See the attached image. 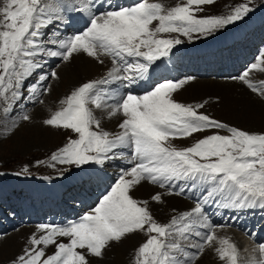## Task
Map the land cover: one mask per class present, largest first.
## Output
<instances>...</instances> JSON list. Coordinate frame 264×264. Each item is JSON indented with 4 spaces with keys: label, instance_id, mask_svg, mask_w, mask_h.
Returning a JSON list of instances; mask_svg holds the SVG:
<instances>
[{
    "label": "snow or ice",
    "instance_id": "obj_1",
    "mask_svg": "<svg viewBox=\"0 0 264 264\" xmlns=\"http://www.w3.org/2000/svg\"><path fill=\"white\" fill-rule=\"evenodd\" d=\"M213 3L215 0H183L167 7L158 0H133L128 5L118 0H0V112L4 119L21 100L25 81L50 59L68 63L84 54L103 65L106 57L111 67L104 75L74 88L59 101L61 107L43 120L45 126L71 131L77 137L69 138L51 160L76 168L102 167L116 158L131 165L121 169L96 206L77 220L37 225L40 234L29 238L12 264H91L89 257L102 258L112 242L119 243L136 232L148 238L135 250L132 264H196L207 248L225 264H239L236 245L216 234L217 228L226 225L214 227L205 209L237 214L264 211V134L249 133L200 113L208 101L195 105L177 102L174 93L191 78L151 81L157 62L182 43L178 37L190 41L193 34L207 38L253 11L252 0H247L226 16L197 17L203 11L201 6ZM70 12L80 14L83 30L67 36L46 31L54 22H60L57 29L66 24ZM261 65L264 50L235 79L258 91L249 75L251 70L264 71ZM49 75L59 79L55 70L39 76L29 86L26 99L49 93L50 85L39 87ZM141 81L148 84L142 94L132 90ZM116 117H122L117 131L102 127L105 119ZM20 118L27 121L30 116ZM212 130L216 131L186 148L172 143ZM221 130L226 134H220ZM144 181L168 190L169 195L192 193L197 197L195 207L173 215L166 224L157 222L148 201L130 195ZM151 199L162 202L160 193ZM53 245L54 253L47 254L46 249ZM257 249L259 256L245 264H264V243Z\"/></svg>",
    "mask_w": 264,
    "mask_h": 264
},
{
    "label": "rangeland",
    "instance_id": "obj_2",
    "mask_svg": "<svg viewBox=\"0 0 264 264\" xmlns=\"http://www.w3.org/2000/svg\"><path fill=\"white\" fill-rule=\"evenodd\" d=\"M158 2L163 3L167 7H173L177 3H183V0H158ZM118 3L128 5L133 3V0H118ZM244 3H247V0H215V3L211 5L201 6L203 8V11H198L196 15L197 17L219 15L226 16L230 14L232 9L237 5ZM249 6L253 8V11L247 14V16L242 21L234 24L235 28L240 25H245L247 27L246 34L240 41H233L232 43L227 44L222 48L218 46L214 47V41L216 39L231 31L230 29L227 30L226 28L217 31L214 35H209L207 38H197V36L193 34L191 41L186 37L180 36L178 37L182 40V43L180 45L183 46L174 48L173 53L170 54L168 58H162L161 61H158L157 63L159 67H157L155 70L163 72L165 67L170 64L172 66L173 72L179 75L181 80L191 78L186 84L192 83L194 82V80H206V83L216 81L230 83L236 81L240 86H242V89L244 91L243 95L245 96H241L243 99L248 100L251 96V98L254 97L257 100L262 101L264 104V95L261 94L264 93V80H261L262 77H264V71H250L251 75L249 76V80L250 82L252 80V83H254V86L258 89V91L256 92L249 89L243 82L235 79L236 77L240 76L246 69H248L251 64L255 63L261 50H264V0H252V3ZM78 25H80L79 22L77 25L75 24V26ZM70 28V30L74 31L72 26H70ZM46 31L48 33L53 32L52 27L50 26ZM171 35L175 36L176 34ZM212 46L215 49L212 48ZM94 61L101 66V64L96 60ZM59 62L61 61L56 60V62L54 61L53 63L50 62L49 64H46L43 68L34 73L27 81H25V85L21 90L23 96L21 100L17 102L16 105H14L13 111L11 112L7 120L4 119L3 113L0 112V264H12V261H14L20 254H22L23 249L28 246L27 242L29 238L33 234L38 233L36 226L34 228V225H23L30 222V217H38V215L36 214H39V212H41L39 214L40 218L44 217V219H46L48 215L55 211L53 207H57L60 211L67 210V214L69 215L71 214L72 209H77L76 214L80 217L83 214L87 213L91 208L96 206V203H93L91 204L93 206L90 205L88 208H81L85 207L80 205L82 196L89 192L96 194V196H98L99 198L104 195L102 191L98 189L100 187V181L98 179V176L94 173L86 175L85 178L80 181H77V179L73 181L71 180L75 177V174L78 171H82L88 165L83 166V168H76L72 165L54 163L51 160L52 154L57 152L58 149L65 146L69 138H77L76 135L71 131L63 129H53L43 124V120L49 118L51 112H54L58 110L59 107H61L59 105V101L62 98L69 95L74 88L89 80L86 78V81L82 80V82H77L75 85H71L70 87V85H65L64 81L62 83L60 79H51L49 75V78L43 81L42 85L39 86L48 87L50 83L53 82L57 90L56 95L54 96V98H56L57 100L55 99L54 102L52 101L55 106L52 105L51 109H46L47 111H45V108L42 107V103H40V100H42L44 103L46 96H48L50 92L48 93V95L38 96L35 100L26 99L29 96V86L32 84H36L39 76L50 73L53 69L58 68L57 65L63 64V62L60 64ZM261 67H264V65H261ZM82 71L83 70L80 67V71L75 72L77 77L82 75ZM106 71L107 68H104V70L102 71L103 74L101 76H103ZM93 79H96V77H94ZM255 79L259 80L255 81ZM164 80L166 79H158L156 82H163ZM153 81H155V79H153ZM138 86L140 87V84L133 85L132 90L136 93L142 94L144 90L140 92ZM112 87H116V85H112ZM58 88H60L61 91ZM174 95L180 97L178 99L174 98L177 102L185 105H195L206 101H185L183 97H181V94L178 95L176 92L174 93ZM208 107L214 109H204V106V108H201L198 111L200 113L207 114L211 118L224 122L230 126L248 131L249 133L264 134V106L257 109H241L239 110L240 112L238 111L236 113V115L239 113V117H235L234 114L231 117H228L229 119L226 117L227 114L224 111H219L216 107L211 106V104L208 105ZM37 109H41V111L46 114L44 116H40V120H38ZM244 110L246 111V113L244 112ZM23 114L29 115L30 119L27 121L21 119L20 117ZM241 120L245 121L246 124ZM250 121L252 123H249ZM13 124H15L16 126L13 127ZM38 125L40 127H38ZM214 131L216 130L196 133L192 137L181 138L180 141L179 139H175L172 143H175V146L177 144L176 147L178 148H186L192 146V144L195 143L196 140L212 134V132ZM49 134L50 136H52L50 137ZM220 134L226 133L221 130ZM42 137L44 138V140H42ZM69 167H71V169H74L75 171L70 169L72 171L70 172ZM94 167L95 164H93L90 171L94 170ZM102 167L105 171H112V173L117 174L122 169V160L121 158L112 159L111 161L109 160ZM25 168H27V172L23 171V169ZM28 175H30L31 177H35L36 175L38 176L35 178H30L28 177ZM67 181H69V183L66 185V187H63L61 189L59 197H49V192H47L48 185H59L60 183L62 185L63 182ZM144 182L146 183V181ZM150 186L158 187L152 184H150ZM162 190L164 193L168 194V190ZM58 191H60V189H58ZM55 192H57V190ZM172 196H182V198L185 200L186 198L192 200H196L197 198L190 192H185L183 195L172 194ZM151 198L148 200V204L150 203L149 205L154 211V219L161 224L168 223L170 220H165V217L167 216V209L162 206L160 207L161 202H155ZM165 203L166 202L162 203V205H165ZM212 208L213 207H207V209H205V212ZM226 211L227 210L222 212L215 211V213L220 216L221 213H224ZM257 213L258 210L252 209L246 212L239 213L237 215L239 216V218H241V221L250 220L256 222L259 225L258 230L260 231V233H252V231L256 228L250 227V231L244 230V234L238 230V227H234L233 224L227 223L221 218H218V222L221 225L226 226L217 228V231L222 234L225 233L230 238V240H232V243H235V245L238 243L239 248H241V251L239 250V264H245V257L253 258V253H251L250 251V249L252 248L251 245L255 246V248L252 249V251H254V249H257V245L259 243H264V211H262L261 213V219H257ZM177 214H179V212L174 215ZM172 216L173 215H171L170 217ZM16 217H20V222L22 224L17 226V228H15V225L17 223ZM71 219L77 220L78 217ZM211 220H213L216 224V219L211 218ZM227 221L233 222L235 220L229 218ZM49 222L50 217L48 220L43 221L42 224H49ZM33 223L35 222L33 221L30 224ZM26 226L32 229V233L28 238H24L23 235H20L17 238L12 237L13 234L19 235L21 233V229ZM244 227L245 226H242L241 230L245 229ZM136 233L139 236L136 245L134 248H132L133 250L130 249L129 257H124L122 253L120 254V246L124 241L128 239L127 237L136 235ZM136 233L128 234L119 243L112 242L110 246L105 249L102 258L89 257L91 264H102V262L103 264H123V261L125 264H132L135 250L148 238L146 235L140 232ZM134 237L135 236H133L132 238ZM59 239L61 241L64 240V238ZM24 240L26 242H24ZM20 243H22V245ZM248 253L251 254L248 255ZM127 259L128 261H126ZM219 263L225 264V262L221 263L220 261Z\"/></svg>",
    "mask_w": 264,
    "mask_h": 264
},
{
    "label": "bare ground",
    "instance_id": "obj_3",
    "mask_svg": "<svg viewBox=\"0 0 264 264\" xmlns=\"http://www.w3.org/2000/svg\"><path fill=\"white\" fill-rule=\"evenodd\" d=\"M72 15L69 14V18H71ZM78 21H74V25L78 24ZM60 22H54V24H59ZM51 25L52 27V31H59L61 33V35L63 36H67V35H71L73 34L75 31L70 30V26L73 27V23L71 21L67 22L66 24H62L61 27H59L58 29L54 28L55 25ZM81 25V24H80ZM54 26V27H53ZM79 26V25H78ZM50 27V26H49ZM54 28V30H53ZM49 29V28H48ZM212 44V43H211ZM210 44V45H211ZM203 46V45H202ZM202 48V47H201ZM207 48V47H206ZM212 48H214L212 46ZM217 48V47H216ZM198 49V48H197ZM203 49V48H202ZM215 49V48H214ZM213 49V50H214ZM207 50V49H206ZM210 51V50H209ZM217 51V50H215ZM212 52V51H211ZM200 53V52H199ZM205 53V52H204ZM217 54V53H216ZM221 54V53H220ZM215 57V56H214ZM221 57V55H220ZM105 60V64H101V66L99 64H97L94 59H91L89 57H87L84 54H79V55H75L70 62L68 63H63L60 64L62 62H59V67L57 69H53L57 72L59 79L62 81H64L65 85H75L77 82H82V80H85L86 78L88 80L93 79L94 77H99L103 74V70L104 68H108L111 67V64L108 60H106L107 58H103ZM51 60V59H50ZM50 60L48 62H50ZM52 60H55V58H53ZM216 60V59H215ZM61 61V60H59ZM185 61V60H184ZM191 61V60H190ZM197 61V60H196ZM56 62V61H55ZM192 62V61H191ZM194 62V61H193ZM53 63V62H52ZM80 67L83 70L82 71V75H80L79 77H77V75L75 74L76 71H80ZM38 71V70H37ZM254 71V70H253ZM73 72V73H71ZM252 72V71H251ZM250 72V75H251ZM74 74V75H73ZM253 74V73H252ZM249 75V76H250ZM35 77V76H34ZM37 77V76H36ZM255 77V76H254ZM253 77V78H254ZM160 77L156 74L152 75L151 74V81H153V79L158 80ZM259 79H255V81H258ZM261 80H264V77H262ZM86 81V80H85ZM209 81V80H208ZM55 82V81H54ZM222 82V81H221ZM210 82V83H206V80H194V82L189 83L184 85L181 89H179L177 91L178 95H182L181 97H183V99L185 101H200V100H208V103L205 104V108L204 109H214V108H210L208 107V105L211 104V106L216 107L219 111H224L227 115L226 117H231L232 115H234L235 117H239V113L236 115V113L241 110V109H257L260 108L262 106H264L263 102L260 100H257L256 98L250 96V98L248 100L243 99L241 96L243 95L244 91L242 89V86H240L236 81L234 82H230V83H225V82ZM252 82V80H251ZM147 83V82H146ZM257 83V82H256ZM254 84V83H253ZM48 86V85H47ZM74 87V86H72ZM139 87V86H138ZM136 88V87H135ZM60 90V88H58ZM260 89V88H259ZM56 87L54 86L53 82L50 83V94L48 96H46L44 103H42V107L45 108V111L49 110L52 108V105H54L52 103V101L54 102V100L56 98H54V96L56 95ZM61 91V90H60ZM245 96V95H243ZM58 97V96H57ZM63 97V96H62ZM175 99H178L180 97H178L177 95H174ZM57 100V99H56ZM214 100V102H213ZM216 100V101H215ZM56 102V101H55ZM57 105V104H56ZM55 106V105H54ZM41 107V108H42ZM42 108V109H43ZM47 109V110H46ZM203 109V110H204ZM37 115H38V120H40V116H44L46 115L44 112L41 111V109H37ZM216 110V109H215ZM240 112V111H239ZM244 112L246 113V111L244 110ZM35 115V114H34ZM33 115V116H34ZM97 115H102L99 111H97ZM230 115V116H229ZM242 116V115H241ZM247 116V115H246ZM36 117V116H35ZM249 117V116H248ZM229 119V118H228ZM237 119V118H236ZM121 117H116L113 118L111 120H107L105 119L102 123V127L105 128L106 130L108 129V131L110 132H115L117 131V125L120 122ZM239 121V119H238ZM242 122H245L243 120H241ZM6 122V121H5ZM36 122V121H35ZM249 123H252L251 121ZM246 124V122H245ZM249 126V125H248ZM253 126V125H252ZM38 127H40L38 125ZM38 129V128H37ZM39 130V129H38ZM37 131V130H36ZM41 132V131H40ZM48 132V131H47ZM52 134V133H51ZM41 136V135H40ZM44 136V135H43ZM50 136V134H49ZM52 136V135H51ZM50 136V137H51ZM42 140H44V138L42 137ZM49 141V140H48ZM180 141V139H179ZM173 142V141H172ZM183 142H188V141H183ZM39 143V142H38ZM175 144V143H174ZM28 146V145H27ZM177 146V144H176ZM111 161V160H110ZM114 164V163H113ZM110 165V164H109ZM114 166V165H113ZM131 167V165L127 164L124 160V168H128ZM108 168V166H107ZM116 170V169H115ZM117 172V171H116ZM120 174V173H119ZM103 180H105V178H103ZM48 189H49V197L52 198V196L54 197H59L60 195V191H58V187L57 186H49L48 185ZM57 190V192H55ZM160 193L161 194V205L160 207H165L167 209V212L165 210V212L167 213V216L165 217V220H170L171 219V215L176 214L177 212L179 213H183L186 211L191 210L192 208L195 207V200L186 198L183 199L182 196H172V195H168L167 193H164L163 190L159 187H151L150 184L146 181L142 182L141 184L137 185L136 187H134V189H132L130 191V195L136 199V200H140V201H148L153 195ZM48 196V195H47ZM185 197V196H184ZM58 199V198H57ZM89 201L87 203V205L85 207H81V208H88L91 204L93 203H98L99 202V197L95 195L88 197ZM165 203V205H162V203ZM150 204V203H149ZM148 204V208L150 210V212L152 213L153 217H154V211L151 209L152 207H150V205ZM156 205V204H155ZM153 205V206H155ZM93 206V205H91ZM79 208V207H78ZM159 208V207H158ZM210 208V207H209ZM53 209H55L54 212H52L50 215L47 216L46 219H44V217L40 218V213H37L36 215H38V217H30L29 219V223L27 224H23V225H34L33 227L35 228V226L37 227V225L42 224L43 221H46L49 219L50 217V222L49 224H63L66 223L67 221L72 220L71 218H75L79 216L76 214L77 209H72L71 210V214H67V210L65 211H59V209L57 207H53ZM207 209V208H206ZM161 210V209H160ZM175 210V211H173ZM216 209L212 208L210 210H207V217L209 220V223H211L214 227L218 224V218H223L228 220L229 218L231 219V217L236 216V213L233 212H224L221 213L220 216H218L215 213ZM260 211V210H258ZM157 212V211H156ZM158 213V212H157ZM215 213V214H214ZM166 215V214H165ZM32 216V215H31ZM259 217H262L261 212L258 213ZM71 217V218H70ZM212 219H216V224ZM220 220V219H219ZM35 222L33 224H30L32 222ZM16 225L15 228H17V226L22 225L20 222V217H16ZM48 222V221H47ZM240 222V219H236L235 221L230 223H238ZM20 229V228H19ZM34 230V229H33ZM200 231H204V229H199ZM219 230V229H218ZM222 231V230H221ZM37 232V231H36ZM35 232V233H36ZM32 233V229L29 227H24L23 229H21V233L19 235L17 234H13V238H17L20 235H23L24 238H28ZM224 233V232H223ZM135 234V233H134ZM216 234L219 237H227L229 238L225 233H219L216 229ZM38 235V233H37ZM133 236H135L134 238H132ZM133 236H129L127 237L128 239L126 241H124L122 243V245L120 246V254L122 253V255H124V257L128 256L129 257V253H130V249L134 248L138 239V235L136 233V235ZM11 238V237H10ZM7 239V238H6ZM195 239V238H194ZM230 239V238H229ZM5 240V238H4ZM12 242V241H11ZM21 242V241H20ZM24 242H26L24 240ZM63 242H67L66 238H64ZM232 242V240H231ZM9 243V242H8ZM237 243V242H236ZM22 245V243H20ZM235 244V243H233ZM19 245V244H18ZM5 247V246H4ZM23 247V246H22ZM236 247L241 251V248H239L238 243L236 244ZM241 247V246H240ZM15 248V246H14ZM3 249V248H2ZM13 249V246H12ZM54 246H49L46 249V253L47 254H52L55 250H54ZM108 250V249H107ZM133 250V249H132ZM6 251V250H5ZM189 251H193L192 249H189ZM7 252V251H6ZM19 252V251H18ZM17 252V253H18ZM253 252V257H258V250L254 249ZM6 254V253H5ZM4 254V255H5ZM8 254V253H7ZM251 254V253H250ZM248 254V255H250ZM120 255V256H122ZM1 256V255H0ZM119 256V255H118ZM246 259L249 257H245ZM128 261V259L126 260ZM219 259L217 257V255L215 254L214 250L212 248H207L205 250V252L203 253L202 256H200V258L196 261V264H220L219 263ZM244 261V260H243ZM109 262V261H108ZM221 263L224 261H220ZM111 263V262H110ZM119 263V262H118ZM101 264V263H100ZM103 264V262H102ZM123 264L124 261H123Z\"/></svg>",
    "mask_w": 264,
    "mask_h": 264
}]
</instances>
